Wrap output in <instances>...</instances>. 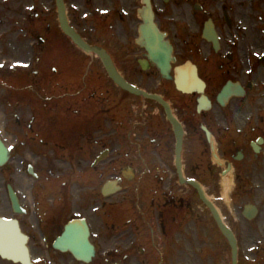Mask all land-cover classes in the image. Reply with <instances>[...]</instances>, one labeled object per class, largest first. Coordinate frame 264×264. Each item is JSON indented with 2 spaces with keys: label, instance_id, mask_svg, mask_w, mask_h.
Wrapping results in <instances>:
<instances>
[{
  "label": "flooded vegetation",
  "instance_id": "obj_1",
  "mask_svg": "<svg viewBox=\"0 0 264 264\" xmlns=\"http://www.w3.org/2000/svg\"><path fill=\"white\" fill-rule=\"evenodd\" d=\"M64 2L82 38L157 98L122 89L67 37L57 0H0V216L18 222L31 262L85 264L59 249L85 218L89 264H188L189 231L205 264H232L212 203L238 264H264V0H151L169 77L141 42L142 0ZM0 264L22 263L0 252Z\"/></svg>",
  "mask_w": 264,
  "mask_h": 264
},
{
  "label": "water",
  "instance_id": "obj_2",
  "mask_svg": "<svg viewBox=\"0 0 264 264\" xmlns=\"http://www.w3.org/2000/svg\"><path fill=\"white\" fill-rule=\"evenodd\" d=\"M146 4V8L144 9V18H145V30H147V34L150 36H153L152 38L155 39V47L156 48H151L150 51L154 52V60L155 62L159 65L161 70H169L170 69V57H171V51L172 49L169 47L168 43L163 40V37L160 36L159 32L153 25V16L151 13V8H150V1L149 0H144ZM59 8H60V15H61V20H62V25L63 28L68 36L72 38V40L78 44L80 47L85 49L86 51H91V48L86 45V43L82 40V38L72 29L69 27L67 23V18L65 16L64 12V5L62 1H59ZM99 56L104 60L106 67L109 69V73L111 77L115 79L120 85H122L124 88H130L134 90V88L129 87L128 85H125V82H123L118 74L112 69L109 61L106 59V57L102 53H98ZM6 150L3 148V146L0 143V162L4 160V157H6ZM0 227H6L3 225V223H0ZM19 245L22 243V239H18ZM22 247V246H20ZM236 263V262H235Z\"/></svg>",
  "mask_w": 264,
  "mask_h": 264
},
{
  "label": "rangeland",
  "instance_id": "obj_3",
  "mask_svg": "<svg viewBox=\"0 0 264 264\" xmlns=\"http://www.w3.org/2000/svg\"><path fill=\"white\" fill-rule=\"evenodd\" d=\"M57 81H54L53 84H56ZM43 94L41 95V97ZM50 174V172L48 173ZM54 178V177H53ZM179 245L184 247V251L180 256H182L186 260H190L188 264H203V257L200 256L201 249L203 248V235L194 232H187L183 236H179Z\"/></svg>",
  "mask_w": 264,
  "mask_h": 264
},
{
  "label": "bare ground",
  "instance_id": "obj_4",
  "mask_svg": "<svg viewBox=\"0 0 264 264\" xmlns=\"http://www.w3.org/2000/svg\"><path fill=\"white\" fill-rule=\"evenodd\" d=\"M199 88L201 89V85H199ZM139 93H140L141 95H143L142 92L139 91ZM234 247H237V244H235ZM85 249H88V248L85 247Z\"/></svg>",
  "mask_w": 264,
  "mask_h": 264
}]
</instances>
